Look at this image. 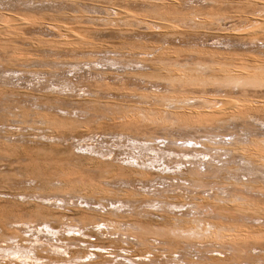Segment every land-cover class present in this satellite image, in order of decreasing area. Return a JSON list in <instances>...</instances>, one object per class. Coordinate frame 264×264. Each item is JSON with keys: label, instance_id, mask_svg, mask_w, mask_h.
I'll return each mask as SVG.
<instances>
[{"label": "rangeland", "instance_id": "374dc122", "mask_svg": "<svg viewBox=\"0 0 264 264\" xmlns=\"http://www.w3.org/2000/svg\"><path fill=\"white\" fill-rule=\"evenodd\" d=\"M94 4L104 6L109 3L106 0H0V29H6L2 28L4 24L10 26V30H5L7 33L4 30L5 33H0H3L0 35L3 36V38L0 37V264H40L41 262L43 264H184L183 261L193 264L206 262L212 255L224 256L220 253L204 250L200 244L194 245L195 249L193 246L188 248V243L185 240L172 237L168 245L162 241L158 242L154 238L149 242L150 247L147 243V245L144 243L141 245L136 241L139 236L146 240L144 236L147 233H156L157 227L168 224L167 215L173 214L170 207L177 205V198L180 197L183 201L182 204L191 208H188L189 210L194 209V207L189 206L190 198L187 191L176 187L185 188L186 184L171 179V182L168 183L170 180L167 179L165 185L169 184V187H164L161 184H164L165 181H163L164 183L160 179L156 181L155 178L162 175L163 178L176 176L169 175V173L172 174L173 170L171 169L177 167L174 170L180 169L178 162L184 164L179 171L182 169H184V173L191 171L193 166L190 165V156L187 155H196L191 152H195L197 155L198 152L199 155L209 154L205 160H213L215 154L207 151L185 150L172 145H168L167 148L158 145L161 141L167 143V141L170 142V140L175 139L180 144L189 138L196 142L198 140L200 143L205 141L204 132L194 130L191 133H180L178 127H174V125H169L168 130H163L157 127L159 124L151 122L139 125L140 128L136 126L133 131L134 126L124 125L120 121L119 116L121 114L118 115V113L121 110L119 106L130 103L142 105L141 100L134 94L133 96L131 91L130 94L126 93L128 87L122 86L120 82L113 84L109 89L103 84L104 77L101 79L100 76H105L101 74L105 73L106 70H111L114 73L113 71L116 70L114 66L119 65V59L129 58L126 51H128L131 42H136V38L130 33L121 34L117 29L115 30V28L97 21V19L89 22L87 19L72 17L81 14L80 11L84 9L91 11ZM115 4L122 5L124 3L118 0ZM134 8L139 11L142 9ZM238 9L241 8L238 7ZM244 9L254 11L258 7L246 6ZM92 11L96 12L93 13ZM92 11L91 15H100L97 10ZM11 16L37 18L41 20L40 23L44 22L45 24H42L44 25L42 27L39 23L36 25L35 22L30 21V24L27 23L22 26L16 22H11ZM54 25L63 26L78 38L73 39L75 42L64 39L63 42L67 43V46H57V42H60L61 39L58 37L59 40L55 39L57 34L53 28ZM5 34L10 35L6 36ZM181 59L183 60L185 57H181ZM93 73H97L94 76L98 75L99 80L91 77ZM148 88L149 91L158 90L155 87H150V85ZM109 102H114L116 105ZM146 103L151 104V101ZM47 112L56 119V125L60 126L59 128L56 125L44 123L45 119L40 114H48ZM81 112L82 114H80ZM127 133L131 136L129 137ZM158 138L160 139L154 143V139ZM139 140L140 144H138ZM141 143L145 144V150L148 148L146 151L143 150L144 147L141 146ZM198 147L200 148V144ZM168 149L173 151L171 155L176 152L181 157L174 155L175 157L173 156L171 159L172 156H169L170 151ZM157 150H161L162 153L159 154ZM208 151L211 152L212 149ZM182 152L184 153L180 155ZM167 153H169L168 156ZM91 156L96 159L99 157L93 165L84 161V158ZM133 156H136L137 164ZM182 156L183 159L184 157L188 159L183 160L181 159ZM168 157L169 162L167 161ZM223 159L225 160V158ZM102 163L103 165H101ZM108 164H113V169ZM122 167L147 170L149 178L152 177L151 179L155 181L143 184V181L139 179L140 177L137 180V176H122L120 170ZM148 169L151 171L149 172ZM62 172L69 174H64L66 177L63 174L59 176ZM160 172L163 174L161 175ZM33 176H37L36 179ZM82 177L86 181H94L99 187L103 186L118 193L120 191L122 196L113 195L100 198L91 195L93 197H89V199H93L95 206H88V203L87 205L84 203L88 199H84L83 204L80 203L81 205H74L73 201L68 202V197L57 195L59 199L56 198L58 201H55L53 192L50 193L52 197H49L50 194L39 191L47 179H51L55 185H60V178H69L75 181L80 178L83 179ZM103 181L106 183H102ZM170 184H174L176 188L171 187ZM127 189L128 191L131 190L130 192H142L147 197L140 196V199L139 195L138 197H125L124 194ZM157 190L159 191L157 192ZM108 197L110 198L108 199ZM145 197L149 201L148 204ZM52 199L54 202H49ZM135 201L139 202L135 203ZM142 202H145L144 205L141 204ZM120 204L122 206L125 204L126 209L124 207L123 209ZM37 206L44 208L39 209ZM77 206L88 207L93 210L92 213L101 212L100 214H107L108 217L112 215L113 217H110L114 220L118 218L124 226L121 228L123 226L120 224L122 232L119 230V235L112 234L111 229L113 228H107L104 225L95 228L97 222H88L86 224L88 227L81 229L80 233L73 234L70 230L79 231L78 229L81 228V226L79 227L81 225L80 220L73 216L74 213L70 212L71 208ZM116 206L118 209L120 207V211H116L117 208H114ZM45 208L61 210L67 216L60 218L45 216L42 212H46ZM123 210L127 211L124 212ZM164 210H168V212L164 213ZM38 212H42L44 216L40 217ZM115 214L120 215V217L126 216L127 218H125L129 221L125 218L121 220L122 217L119 219ZM177 215L181 216V212H178ZM29 219L32 221L34 219L31 227L22 223V221L26 222ZM133 222L134 224H132ZM126 224L129 227L134 226L131 229L128 225L127 228ZM33 225H36L38 230H35ZM125 227L130 231L127 232ZM171 230L167 233L176 231ZM129 233L133 235L129 236ZM9 246L14 247L15 250L27 248L30 250V257L36 254L42 259L38 262L35 259L25 260L14 257L5 251ZM207 246L214 247L212 245ZM216 247L221 248L220 246ZM227 254L230 255V253ZM54 257H57L56 261L49 260ZM24 260L28 262L23 263Z\"/></svg>", "mask_w": 264, "mask_h": 264}, {"label": "bare ground", "instance_id": "6f19581e", "mask_svg": "<svg viewBox=\"0 0 264 264\" xmlns=\"http://www.w3.org/2000/svg\"><path fill=\"white\" fill-rule=\"evenodd\" d=\"M106 1H108V5L98 6L95 5L96 3L92 5V10H97L100 13L98 16L91 15L92 10L91 12L87 11L89 9H84L80 11L81 14L72 17L87 19L89 22L97 19V21L115 28V30L117 29L121 34L126 33L127 35V33H130L136 38V42H131L128 49L126 48L129 58L119 59V65L114 66L116 69L113 71L114 73L111 70H109L110 72L106 70L107 72L105 71V73L101 74L105 76H100L101 79L104 77L103 84L109 89H111L113 84L120 82L122 86L128 87L126 89L129 92L126 91V93L130 94L131 91L132 95L134 94L141 100L142 105L135 103L121 104L119 106L121 112L118 113V115L121 114L119 116L120 121L124 125L134 126L133 131L136 126L140 128L139 125L151 122L159 124L157 127L163 130H168L169 125H174V127H178L180 133H191L194 130L204 132L205 141L200 143L198 140L196 142L190 138L180 144L176 139L170 140V142L167 139V143L161 141L158 145L164 148L172 145L185 150L207 151L215 154L213 160H205V157L209 154L199 155L198 152V156L197 153L191 152L196 154L194 156L187 155L190 156L189 163L193 166V169H190L191 171L186 173H184V169L179 171L184 164H181L183 162H178L180 165H177L180 166V169L176 171L174 169L178 167L170 168L173 171L172 174L169 173V175L176 176H170L169 178L167 174V178H163V173L160 172L162 176L155 178L156 181L160 179L163 182L171 179L186 184L185 188L182 186L176 187L187 191L190 198L189 206L194 207V209L189 210L188 208L190 207L182 204L183 201H181L180 197L177 198V205L170 207V211L173 214L167 215L168 224L157 227L156 233H147L144 236L146 240L144 238L141 239L139 236L140 239L138 237L136 241L140 244L147 243L150 247L151 244L149 242L152 238L168 245L172 237L185 240L188 243V248L193 246V249H195L194 245L200 244L204 250L224 255H212L206 262L193 264H264V253H261L262 251L264 252V0H120L124 3L122 5L115 4L118 0ZM246 6L258 7V9L254 11L243 10ZM134 7L142 9L139 11ZM229 7L231 8L229 9ZM238 7L241 9L239 10ZM63 14L65 15V12ZM10 18L11 22H16V24L22 26L30 21L35 22L36 25L37 23L40 25L45 24L44 22L40 23L39 21L41 20L32 17L11 16ZM2 28L10 30L9 25L4 24ZM53 28L57 34L55 39L57 37L61 39L60 42H57L58 45L54 43L57 46H67V43L63 42L64 39L75 40V38H78L61 25H54ZM53 28L50 27V29ZM3 30L0 33L6 32ZM9 35L7 34L6 36ZM0 37L3 38V36ZM80 46L82 45L80 44ZM181 57H185V59L182 60ZM99 72L97 73L99 74ZM96 74L93 73L91 77L99 80L100 77L98 78V75L94 76ZM148 85L158 90L149 91ZM163 89L165 90L163 91ZM147 101H151V104L146 103ZM109 103L114 104V102ZM48 114H40L45 119V122L42 121L53 126L56 125V119ZM58 117L61 118L59 115ZM59 127L57 126V128ZM124 136L127 137V135ZM159 139H154V143ZM139 142L140 140L138 144H140ZM143 144L141 146L144 147L147 143ZM199 144L200 148L198 147ZM209 149H212V151H208ZM143 150L146 151L145 147ZM150 150L152 151V149ZM168 150L170 151V149ZM157 151H159V154L160 152L162 153L161 150ZM171 152L173 153V151L169 152L170 155L167 153V156H172L171 159H173L174 155L179 156V153L176 154L174 152V155H171ZM164 155L166 154L164 153ZM93 157H86L84 161L93 165L99 158ZM181 159H183V156ZM186 159L188 158L184 157L183 160ZM169 160L168 157L167 161L169 162ZM134 161L137 164V159ZM168 167L170 166L168 165ZM130 168L122 167L118 169L122 171V176H137V180L140 177L139 179L143 181V184L155 181L151 179L152 177L149 178L147 170ZM148 171L150 172L151 170L148 169ZM63 172L59 176L63 174L66 177L69 174ZM108 172L111 173L110 171ZM36 177L34 178L36 179ZM59 180L60 185H55L51 179L45 180L39 191L48 195L53 192L55 199L58 198L57 195L68 197V202L73 201L74 205L83 204L84 199H88L84 202L86 205L88 203V206L93 205V199L91 198L90 200L89 197L122 196L120 191L119 193L110 191L103 186L99 187L94 181V183L86 181L84 178L75 181L69 178H60ZM166 181L161 185L167 187L169 184L165 185L167 184ZM107 182L109 183L108 180ZM102 183H106V181ZM170 186L175 187L174 184H170ZM126 187L128 186L126 185ZM130 191L127 189L124 196L138 197L139 195V199L140 196H146L142 192L138 193L139 191ZM171 191L173 192V190ZM49 197H52L51 194ZM47 200L46 202H48ZM52 201L54 202L53 199L49 202ZM55 201L58 200L56 199ZM148 202L147 200L146 203L148 204ZM135 203L133 202V204ZM143 203L145 202L141 204ZM124 205H121L122 208ZM37 208L43 209L44 207L37 206ZM114 208L116 209L117 206ZM128 208L130 209V207ZM119 209L117 208L116 211ZM44 210L46 212L41 211L45 216L57 218L67 216L61 210L50 208H45ZM92 211L88 207L77 206L76 208H71L70 212L74 213L73 216L80 220L81 223H79L81 225H78L81 228L78 229L79 231L72 229L70 232L73 234L80 233L81 229L88 227L86 225L88 222H97L95 228H99L101 225L113 228L111 229L113 231L112 234L117 235L119 230L122 232L121 228H124V226L118 218L114 220V218H111L113 217L112 215L108 217L107 214H100L101 212H97V214L92 213ZM164 211V213L168 212V210ZM42 212L37 214L42 217L44 216ZM178 212H181V216L177 215ZM118 217L120 219L122 216L120 217L119 215ZM125 217L123 216L121 220ZM126 218L125 220H128ZM128 221L127 223H129ZM22 223L31 227L34 219L33 221L31 219L26 222L22 221ZM120 224L123 227L120 228ZM127 225L125 226L127 227ZM33 227L38 230L36 225H33ZM126 227L125 229L129 225ZM132 227L129 228L132 229ZM171 229L173 231L176 230L175 232L178 233H167ZM123 233L125 234L126 232ZM130 235L133 234L129 233ZM112 242L114 243L115 241ZM207 245L214 247H208ZM5 251L9 255L25 260L35 259L40 262L42 259L36 254L30 257V250L27 248L15 250L14 247L9 246ZM227 253H230V255ZM56 258H50L49 260L53 262L57 260ZM25 260L23 263L28 262ZM183 263L189 264L190 262L183 261ZM40 264L43 263L41 262Z\"/></svg>", "mask_w": 264, "mask_h": 264}]
</instances>
